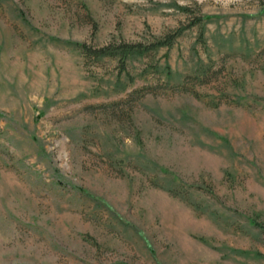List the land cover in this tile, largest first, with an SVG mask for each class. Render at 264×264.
I'll return each mask as SVG.
<instances>
[{
  "label": "rangeland",
  "instance_id": "obj_1",
  "mask_svg": "<svg viewBox=\"0 0 264 264\" xmlns=\"http://www.w3.org/2000/svg\"><path fill=\"white\" fill-rule=\"evenodd\" d=\"M0 264H264V0H0Z\"/></svg>",
  "mask_w": 264,
  "mask_h": 264
},
{
  "label": "trees",
  "instance_id": "obj_2",
  "mask_svg": "<svg viewBox=\"0 0 264 264\" xmlns=\"http://www.w3.org/2000/svg\"><path fill=\"white\" fill-rule=\"evenodd\" d=\"M201 18H202L201 16H198L196 18V21L195 22L201 20ZM195 22H193L192 24H194ZM182 30H183V27L177 28L176 30L173 31L172 36L169 39H167L166 41H157L154 46L155 47H158V46H166V45H168L169 42H170V40H171V38L177 36ZM125 46H126V44H125ZM95 54L96 55H106L107 54L106 48H102L101 47V48L97 49L95 51Z\"/></svg>",
  "mask_w": 264,
  "mask_h": 264
}]
</instances>
